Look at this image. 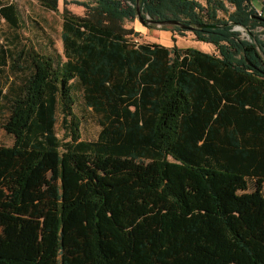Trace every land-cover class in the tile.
Instances as JSON below:
<instances>
[{
	"label": "trees",
	"instance_id": "trees-1",
	"mask_svg": "<svg viewBox=\"0 0 264 264\" xmlns=\"http://www.w3.org/2000/svg\"><path fill=\"white\" fill-rule=\"evenodd\" d=\"M140 1L143 18L216 26L192 31L216 52L135 43L137 0H63L64 60L0 43V68L26 69L0 92V264H264V4Z\"/></svg>",
	"mask_w": 264,
	"mask_h": 264
},
{
	"label": "rangeland",
	"instance_id": "rangeland-1",
	"mask_svg": "<svg viewBox=\"0 0 264 264\" xmlns=\"http://www.w3.org/2000/svg\"><path fill=\"white\" fill-rule=\"evenodd\" d=\"M70 1L67 0V2ZM63 6V0H58V12H51L45 10L34 0H13L0 12L2 19L0 21V43L12 52H15L20 47L22 48V46H33L46 54L56 52L64 60L61 42V12ZM67 8L76 15L81 16L84 14V10L74 4H68ZM227 8L230 12L234 10L229 5H227ZM139 9L142 10L141 1L139 2ZM218 15L220 18L224 17L222 13H218ZM125 27L133 29L134 32L138 33L137 36L133 37V40H136L138 44H156L168 49L175 45L177 48H192L208 54L216 52L214 46L211 44L197 41L192 31L184 30V35L180 36L172 31V29L150 24L143 25L137 19L133 22L126 21ZM262 30V28H259L254 31V34L257 33L264 40ZM242 32L243 36L248 39L247 32L244 29H242ZM11 67L12 60L8 59L5 67L0 68V92L2 94L7 92L11 82H20L24 78L26 69L19 71L13 70ZM76 113L81 114L79 110ZM5 118L6 108L4 100L0 98V146H10L13 142L12 137L1 129ZM62 119L61 111H58L54 128L57 137L61 140L65 138L64 136L66 134L62 125ZM103 122L104 120L100 114L89 109V112L87 111L85 114V119L81 126V139L83 141H95L99 131L102 129ZM253 185L254 181L248 179L249 191L253 189Z\"/></svg>",
	"mask_w": 264,
	"mask_h": 264
},
{
	"label": "water",
	"instance_id": "water-1",
	"mask_svg": "<svg viewBox=\"0 0 264 264\" xmlns=\"http://www.w3.org/2000/svg\"><path fill=\"white\" fill-rule=\"evenodd\" d=\"M139 2V0H137ZM140 22L141 24H150V25H155L158 27H166V26H175L178 27L182 30H187V31H193L196 29H207V28H214L216 26L213 25H200V26H188L183 24L182 22L176 21V20H157V19H151L148 18L147 16L143 18L141 15H135L133 16L132 20H136ZM239 28V27H236ZM235 28V29H236ZM248 34V33H247ZM249 36V35H248Z\"/></svg>",
	"mask_w": 264,
	"mask_h": 264
},
{
	"label": "crops",
	"instance_id": "crops-1",
	"mask_svg": "<svg viewBox=\"0 0 264 264\" xmlns=\"http://www.w3.org/2000/svg\"><path fill=\"white\" fill-rule=\"evenodd\" d=\"M195 1H197L201 5L205 6V0H195ZM250 4H251L252 8H254L257 11H260L263 4H264V0H250Z\"/></svg>",
	"mask_w": 264,
	"mask_h": 264
},
{
	"label": "bare ground",
	"instance_id": "bare-ground-1",
	"mask_svg": "<svg viewBox=\"0 0 264 264\" xmlns=\"http://www.w3.org/2000/svg\"><path fill=\"white\" fill-rule=\"evenodd\" d=\"M136 5H137V8H136V10H137V14H138V15H141V16L143 17V13H142L141 10L139 9V2H138V1H137ZM238 30H242V28H238Z\"/></svg>",
	"mask_w": 264,
	"mask_h": 264
},
{
	"label": "built area",
	"instance_id": "built-area-1",
	"mask_svg": "<svg viewBox=\"0 0 264 264\" xmlns=\"http://www.w3.org/2000/svg\"><path fill=\"white\" fill-rule=\"evenodd\" d=\"M257 16H261V12L260 11H257ZM135 43H138L136 40H134Z\"/></svg>",
	"mask_w": 264,
	"mask_h": 264
}]
</instances>
